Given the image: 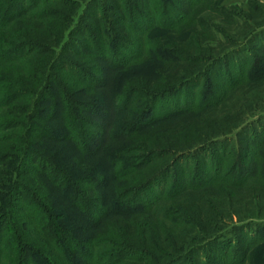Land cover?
Here are the masks:
<instances>
[{"label": "trees", "instance_id": "1", "mask_svg": "<svg viewBox=\"0 0 264 264\" xmlns=\"http://www.w3.org/2000/svg\"><path fill=\"white\" fill-rule=\"evenodd\" d=\"M25 1L0 0V264H152L159 253H150L146 230H135L130 220L166 203V189L154 187L169 172L168 165L210 148L222 153L236 135L245 134L243 128L236 130L232 119L228 131L218 134L217 126L206 144L178 145L173 152L143 146L145 134L197 110L185 104L163 111L159 102L200 79L207 67L183 77L172 71L169 77L174 80L157 90L136 87L132 74L125 72L148 60L149 53L155 58V77L162 76L166 66L175 69L186 61L226 63L264 35V26L240 46L210 59L200 55L203 49L190 55L162 45L151 50L144 40L155 31L185 26L192 5L203 0H106L104 13L82 15L72 28L54 10L70 0H34L32 12ZM92 1L99 6L100 0ZM87 16L92 25L83 21ZM24 23L26 28L20 30ZM28 23L45 24L48 30L38 34ZM78 38L81 44L71 48ZM262 42L255 48L260 55L252 56V71L254 65L255 71H264V38ZM243 82V77L233 80L227 91ZM113 86L115 93L104 114L103 95L96 91ZM219 99L222 96L215 104ZM105 121L110 125L107 134L100 128ZM263 136L264 131L254 133L250 143L246 136L241 139L252 151L242 146L229 174L222 173L223 155H212L214 169L195 189L229 182L237 190L257 186L264 179ZM209 228H202L201 237ZM227 228L161 264L192 262V256L202 252L207 257H198L193 264H250L256 248L264 244V236L255 233L264 234V219H247ZM101 229L105 237L98 235ZM178 229L192 231L184 225Z\"/></svg>", "mask_w": 264, "mask_h": 264}, {"label": "rangeland", "instance_id": "2", "mask_svg": "<svg viewBox=\"0 0 264 264\" xmlns=\"http://www.w3.org/2000/svg\"><path fill=\"white\" fill-rule=\"evenodd\" d=\"M105 2L106 0H100L98 2L99 6L96 7L94 6L96 5L95 1L92 0H70L67 4H63L64 7L54 8V10H58L61 14L59 20L64 21L66 27L71 22L72 28L81 19L82 15H89L94 11L98 14L104 13L101 8L106 7L104 6ZM33 3L34 0H26L24 6L32 12L36 8H29ZM199 3L192 5L190 19L185 26L169 32L155 31L149 38L144 39L151 45V50L162 45L169 49L183 50L184 53L187 52L190 55V51L203 49L200 55L204 54L209 56L206 58L213 59L212 57H217L223 52L237 47L235 46L237 43L240 46L252 31L264 26V0H203ZM182 9H186V7L182 6ZM83 21L89 25L93 23L90 16L84 18ZM28 24L30 26V23ZM23 27L26 28V23L22 24L20 30ZM47 28V25L40 23L30 26V29L38 34L45 33L48 30ZM209 31L213 33V37H208L212 36L208 33ZM139 37H143V35ZM263 38L264 35L260 36L253 44L244 48L241 47V53L235 55L229 62L227 60L226 63L218 65H210L209 62L204 60L199 62L186 61L178 64L175 69L166 66L165 73L162 76L155 77L157 70L154 62L155 58L152 53H149V55L147 54L148 60L143 59L140 64L125 72L128 76L132 74L133 85L136 84V87L143 88L146 85L147 90H157L161 88V85L174 80L169 77V73L172 71L178 77H183L191 74L196 69L207 67L204 71L205 74L200 79L186 85L178 93L166 95L159 102L163 105V111L181 109L185 104L196 107L197 110L193 111L194 113L191 115L175 119L151 130V132L144 135L145 144L143 146L147 148L163 146L168 151L173 152L172 149H176L175 146L178 145L188 143L193 145L202 141L206 144L207 139L213 133L221 134V131H228L227 126L232 119L236 121V130L239 127L244 129H241L244 131L242 135L245 134L249 143L252 141L254 133L260 134L264 131V71H255V65L252 68L253 71L251 70L252 56L260 55V53L256 54L255 48L257 45H262ZM137 39L143 40V38ZM74 41L76 46L72 45L71 48L77 49L82 41L80 38ZM258 75L263 80L256 82L253 78ZM242 77L244 78L242 83L244 86L240 87L239 85V88L235 89L236 91H227L233 80ZM113 89L114 86L108 90L105 88L96 91L98 96L103 95L104 106L100 111L105 112L104 114L107 113V105L110 106L109 98L115 93ZM219 95L222 96V100L219 99L218 103L215 104ZM217 126L221 129L219 132L215 131L218 128ZM100 128L105 131V134L110 132V125L107 121L100 124ZM178 130L180 132L177 135ZM236 130L234 128V132ZM245 136L236 135L234 139L223 146L224 151L222 153L221 150L214 152L210 148L203 150L198 155L183 157L176 162H172L170 166L168 165L169 172L162 176L154 187L156 190L157 187L166 189L168 193L166 203L154 212L145 214L144 217H134L130 220V226L135 230L139 232L146 230L145 235L148 237L146 245L151 247V252H149L159 253V256L156 257L157 260L152 264L167 262L174 256L186 251L190 246L201 243L204 236L205 239L213 237L217 232H225L228 229L227 227L238 224L240 221L257 217L264 219V179H260L254 188L245 190L235 189V187H232L231 182L223 186L212 188H204L203 186L195 189L202 185L201 182L206 181V176L214 169L210 157L216 155L215 153L223 155L222 173H230V168L234 165V162H238L241 147L248 146L241 143L243 142L241 139ZM247 149L252 151L251 148L247 147ZM161 162V160L156 162V166L161 165ZM262 162L264 165V158ZM244 165H246V162ZM199 170L205 175L204 179L198 173ZM153 192L152 189L150 193ZM214 197H219L218 201H215ZM147 198L146 201H150V195ZM182 225L191 228L192 231L181 232L182 229L178 228H181ZM109 226L112 227L111 223ZM207 226L210 227L208 232L201 237L202 228ZM97 233L101 237L106 235L103 229L97 231ZM255 233L264 236L262 231H255ZM133 234L135 235V233ZM173 240L178 244L180 241V243L186 241V244L178 246L172 244L171 241ZM207 255L208 253L205 254L204 252L197 253L192 256V262L198 257L205 258ZM263 256L264 244H260L252 254L253 259L250 264L253 261V264H260ZM192 262L185 261L181 264H193Z\"/></svg>", "mask_w": 264, "mask_h": 264}]
</instances>
